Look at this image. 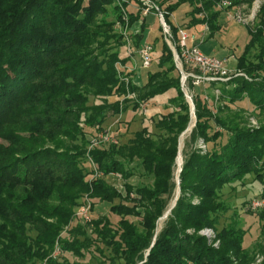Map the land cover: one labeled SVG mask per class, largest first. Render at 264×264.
Instances as JSON below:
<instances>
[{"label":"trees","instance_id":"obj_1","mask_svg":"<svg viewBox=\"0 0 264 264\" xmlns=\"http://www.w3.org/2000/svg\"><path fill=\"white\" fill-rule=\"evenodd\" d=\"M132 1L0 0V264H69L53 256L57 244L63 255L84 256L99 243L110 251L109 264L254 262L255 254L243 246L245 229L236 221L223 224L229 207L221 190L236 181L246 184L248 176H254L262 183L259 194L264 196V126L247 128L241 125L242 116L230 111L231 104L246 98L264 110V76L224 83L220 98L228 102L216 112L202 97V86L198 91L197 86L192 88L196 125L180 173V196L153 246L156 223L177 186L179 137L190 121L181 74L161 26L160 36L152 42L154 48L161 43L156 70L149 71L142 84L134 75L129 89L137 95L135 109L171 90L170 110L158 118L154 133L144 126L126 141L89 149L91 138L105 130L108 117L124 112L132 101L121 107L116 99L127 90L117 62L129 65L132 59L117 48L125 42L115 25L121 21L124 26L126 12L135 51L150 25V13L144 16L142 9L129 8ZM152 1L164 12L178 41L181 27L173 14L181 5L190 7L186 30L208 23L207 38H212L222 27L224 11L243 0H231L224 10L223 0ZM248 30L250 40L236 67L260 76L264 6L257 24ZM200 139L205 149L197 146ZM138 167L150 183L130 182ZM95 172L102 174L94 177ZM114 172L123 177L124 191L109 182ZM85 195L91 200V220L78 218L73 223L75 208ZM106 205L119 215L117 222L102 213ZM130 215L140 217L139 222ZM204 228L216 232L219 247L199 233ZM96 249L101 250L99 245Z\"/></svg>","mask_w":264,"mask_h":264},{"label":"rangeland","instance_id":"obj_2","mask_svg":"<svg viewBox=\"0 0 264 264\" xmlns=\"http://www.w3.org/2000/svg\"><path fill=\"white\" fill-rule=\"evenodd\" d=\"M137 1V2H136ZM159 1V0H155ZM175 1V0H171ZM231 4V0H223V4H221V8H226ZM264 6V0H252V2H248L247 0H243L240 4L233 6L230 10H225L220 20L222 22L221 29L215 34L212 38H207L210 30H206V26L199 25L195 27L189 33H195L197 35L196 43L199 45V49L206 55H215L219 58L231 57L233 59L232 66H235L239 56L245 49L246 44L250 40L249 28H254L258 21V16L260 14V10ZM129 8L134 10L142 9V13L144 16L145 14V6L141 0H135L130 2L128 5ZM187 8H190L187 4L181 5L174 13L175 16L178 17V24L183 29L190 30L189 27V18L190 15L188 14ZM237 10L242 14L250 15L253 12L255 13V17L253 21L250 23L244 24L238 22L235 18L231 17L229 14L235 13ZM157 11L155 9L150 11V15L148 17V23L150 24L149 27L152 25V31L150 39L147 40L149 42H153V39L157 36H160L159 28H160V21L157 16ZM152 14V15H151ZM127 16L124 20V26H121V21L117 22L115 25V30L119 33H123L125 29H130V21L129 17L126 12H124V16ZM123 24V23H122ZM134 28H138L135 26ZM192 28V27H191ZM128 29V30H129ZM164 38V35H163ZM147 39V38H146ZM144 40V42L146 41ZM125 44L123 46H118L117 48L123 55H128L127 52V40L124 36L123 38ZM258 52V48H255L252 52L251 58L255 59V54ZM135 54V53H134ZM133 54V55H134ZM161 54V43H157L153 52V64L148 67H142V60L139 58L137 59V70L133 75L134 81L137 83H145L148 77L149 71H154L157 68L156 62ZM135 57H138L135 56ZM132 61V60H131ZM124 64V63H123ZM117 66H121V61L117 62ZM121 75V71H119ZM250 79L252 80H260L264 76V71L260 73V76L257 74H249ZM257 75V76H256ZM133 78V76H132ZM130 78V80H132ZM228 82V81H226ZM226 82H217L215 85H207L203 86L202 97L210 104L213 110L216 112L218 107L224 103L227 104L228 101H224L221 99L222 91L221 86ZM233 85V84H232ZM230 86V85H229ZM200 88L197 86L195 91H198ZM173 94L170 90L163 94L156 95L150 103H148L147 112L144 113L142 109L133 108L134 103H129L128 107L124 112L120 113L119 115H110L105 123V129L111 128V134H117L118 139H122L123 141L128 140L131 138L136 130L143 128L144 126H148L151 133L156 132V121L162 115V113H167L170 110V104L168 103V98ZM195 98L196 94L193 95V106L191 103L190 105V121L188 127L191 129L187 130V128L181 133L179 137V151L177 158L181 152L182 154V165H176L174 168V181L176 182V189L173 193V197L169 202L166 212L163 216H161L157 223L155 229V235L153 237V244L155 243L156 237L158 233L164 226V223L168 216H166L167 211L173 205L176 197L180 196V184H178V180L180 179V168H182L184 163L185 154L190 150V146H188V142L190 139V134L193 127L196 125V106H195ZM187 99V98H186ZM94 102V99H91V103ZM232 112H238L241 119V125L246 126L247 128L251 129H259L264 126V110H260L255 105L251 103L247 98L243 99L240 102H236V104H231ZM122 114V115H121ZM151 116H154L152 118ZM194 119V120H193ZM191 123V124H190ZM195 124V125H194ZM187 130V131H186ZM115 136V135H114ZM198 147L205 149L206 143L203 139H200L198 142ZM178 166V168H177ZM136 174L130 179V182L133 184H140V183H150L151 180L141 176L142 169L137 168L135 170ZM94 177L99 176L96 172L93 175ZM108 180L111 184H113L119 190L124 191V180L120 173L114 172L108 176ZM262 183L258 180H254V176H248L247 183L243 184L241 181H236L233 183L226 184L223 189L221 190L222 199L226 202L229 207V210L224 215V223H229L230 221L238 222L239 226L245 229L246 234L243 241V246L247 248L250 252L255 254V260L251 264H261L264 260V196L260 195V191L262 189ZM88 197V195L83 197V201ZM178 200V199H177ZM196 203H198V199H194ZM103 205V204H102ZM79 206L75 208L76 213V222L78 220L79 215L77 212L79 210ZM103 214L109 215L113 222H117L119 220V215L112 213L108 209V205L103 208ZM99 213H95L97 216ZM129 218L136 223L139 222L140 217L136 215H130ZM222 225L219 226L221 228ZM68 226L62 231L61 235L65 236ZM189 232H194L193 229H190ZM200 234L205 235L208 237L210 243L213 242V245L219 247V240H215L216 232L211 228H204L199 231ZM95 236V235H94ZM101 248V250L96 249V246ZM96 246L91 247L90 250L86 251L84 256H77L74 253H65L63 255L62 250L59 248L57 244L55 249L59 248L61 250L59 256L57 257L60 262L66 260L69 264H109L107 261V257L110 256V251L108 248L103 246V243H99ZM149 254V250L146 255ZM45 262V261H44ZM42 261H38L35 264H45Z\"/></svg>","mask_w":264,"mask_h":264},{"label":"built area","instance_id":"obj_3","mask_svg":"<svg viewBox=\"0 0 264 264\" xmlns=\"http://www.w3.org/2000/svg\"><path fill=\"white\" fill-rule=\"evenodd\" d=\"M145 6V14H149L151 10L155 9L157 16L160 21V25L163 29L165 39L171 46L174 54L175 63L181 74V86L187 98V101L193 106V95L195 86H207L211 85L213 82H226L237 77H244L245 79H250V76L243 70H240L235 66H232L233 59L231 57L219 58L215 55H206L200 49L199 45L196 43L197 35L195 33H189L186 29L181 28L179 31V40L175 41L172 34L171 27L166 22L165 14L158 5L152 0H141ZM231 17L235 18L240 23H250L255 17L253 12L250 15L242 14L237 10L233 14H229ZM125 15L123 19H126ZM206 30H209L208 23L204 24ZM127 40V52L131 56L132 63L129 65L123 64L117 66L118 70L121 71V78L125 81L127 90L125 93L116 96V99L120 101L121 107L124 106L125 101L131 99L133 100L137 97L135 92L130 91L129 82L132 78L133 73L129 75H124L123 70L127 72H135L138 68L137 59L135 58V50L132 48L131 37L128 34V28L123 32ZM154 46L151 42L145 41L138 51V55L142 60V67L148 68L152 61V52ZM134 54V55H133ZM130 102V103H131ZM144 113L147 112L148 103H141L139 106ZM122 113V112H121ZM122 115V114H121ZM111 128L105 129L98 132L95 136L91 138L89 149L94 146L101 145L102 143H118L119 139L111 134ZM98 175L102 173L96 172ZM77 215L85 221L91 220V200L87 197L85 202L79 206ZM61 250L59 248L55 249L53 252L54 257H58Z\"/></svg>","mask_w":264,"mask_h":264},{"label":"crops","instance_id":"obj_4","mask_svg":"<svg viewBox=\"0 0 264 264\" xmlns=\"http://www.w3.org/2000/svg\"><path fill=\"white\" fill-rule=\"evenodd\" d=\"M152 15V14H151ZM173 19H174V21L178 24L179 22V20H178V17L177 16H175L174 14H173ZM151 31H152V25H151V27H149L148 28V30H147V39L146 40H149L150 39V36H151ZM138 55V51H136L135 52V55L134 56H137ZM136 59H139L140 57H139V55H138V57H135Z\"/></svg>","mask_w":264,"mask_h":264},{"label":"water","instance_id":"obj_5","mask_svg":"<svg viewBox=\"0 0 264 264\" xmlns=\"http://www.w3.org/2000/svg\"><path fill=\"white\" fill-rule=\"evenodd\" d=\"M194 125H195V124H194ZM191 128H192V126H191V127H188L187 130H189V129H191ZM187 130H186V131H187ZM181 170H182V168H180V171H181ZM178 184H180V179L178 180ZM178 198H179V195L176 197V199H175L173 205L171 206V208L167 211L166 216H168L169 213L171 212V210L175 207Z\"/></svg>","mask_w":264,"mask_h":264},{"label":"bare ground","instance_id":"obj_6","mask_svg":"<svg viewBox=\"0 0 264 264\" xmlns=\"http://www.w3.org/2000/svg\"><path fill=\"white\" fill-rule=\"evenodd\" d=\"M194 120V119H193ZM191 124V123H190ZM177 165L178 166H181L182 165V154H181V152H180V154H179V156H178V158H177ZM178 166H177V168H178Z\"/></svg>","mask_w":264,"mask_h":264}]
</instances>
